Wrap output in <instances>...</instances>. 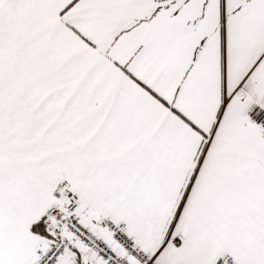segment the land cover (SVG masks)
<instances>
[{"label": "snow or ice", "instance_id": "6c2138e0", "mask_svg": "<svg viewBox=\"0 0 264 264\" xmlns=\"http://www.w3.org/2000/svg\"><path fill=\"white\" fill-rule=\"evenodd\" d=\"M0 264H264V0H0Z\"/></svg>", "mask_w": 264, "mask_h": 264}]
</instances>
